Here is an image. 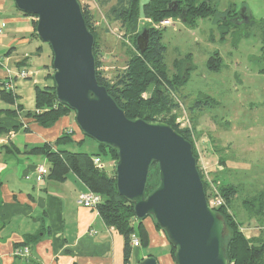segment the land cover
Masks as SVG:
<instances>
[{
	"label": "rangeland",
	"instance_id": "1",
	"mask_svg": "<svg viewBox=\"0 0 264 264\" xmlns=\"http://www.w3.org/2000/svg\"><path fill=\"white\" fill-rule=\"evenodd\" d=\"M79 1L92 12L99 56L109 78L125 67L129 50H137L132 39L134 34L159 26L166 46L169 75L176 72V61L182 64L178 70L181 77L190 68L188 80L177 93L182 107L176 123L179 128L190 130L198 154V168L209 185L208 194L216 190L219 193L224 181L235 186L238 191L228 208L243 224L245 233L259 234L260 219L248 214L244 201L264 193V0H210V6L216 11L214 15L196 18L193 25L185 21L183 15L187 13L179 0H169V6L178 8L180 4V14L159 22L141 14L137 30L132 33L108 18L107 12L114 0L107 6H101L97 0ZM147 1L142 0V4ZM227 14L232 19L230 23L216 22L226 19ZM33 18L36 23L37 17ZM164 21L170 23L164 24ZM37 42L42 50L36 65L43 77L44 64L53 71V51L40 38ZM213 56L220 58L214 61L218 64L214 69L208 67ZM72 113L76 121V114ZM79 141L73 142L70 150L92 153L98 147L97 141L86 135ZM104 157L110 167L111 158ZM147 221L165 233L157 228L152 216ZM140 246L141 251L147 252L141 241ZM172 258L176 264L173 255Z\"/></svg>",
	"mask_w": 264,
	"mask_h": 264
},
{
	"label": "water",
	"instance_id": "2",
	"mask_svg": "<svg viewBox=\"0 0 264 264\" xmlns=\"http://www.w3.org/2000/svg\"><path fill=\"white\" fill-rule=\"evenodd\" d=\"M17 8L37 17L39 38L53 51V79L59 102L76 114L84 135L115 148L117 189L134 205L138 219L152 216L176 247V264H230L223 240L226 230L211 208L193 144L164 121L130 119L97 79L95 36L79 0H15ZM177 5L174 7L176 10ZM150 32L137 37L140 52ZM159 165V184L146 195L150 169ZM139 264H160L149 255Z\"/></svg>",
	"mask_w": 264,
	"mask_h": 264
},
{
	"label": "crops",
	"instance_id": "3",
	"mask_svg": "<svg viewBox=\"0 0 264 264\" xmlns=\"http://www.w3.org/2000/svg\"><path fill=\"white\" fill-rule=\"evenodd\" d=\"M0 29V128L6 130L0 135V264H139L149 255L160 264H175L167 236L146 218L147 252L133 246L126 261L124 237L104 222L98 210L78 202L80 193L89 190L85 182L73 171L63 180L53 179L47 157L29 152L45 143L55 146L64 133L71 134L73 142L83 140L84 134L73 113L50 127L26 115L36 109V87L53 85L52 67L44 64L41 77L36 65L42 46L33 16L21 12L15 0H0ZM19 69L28 70L30 76L17 79ZM4 90L15 95L14 102L3 98ZM73 142L61 147L70 150ZM114 161L110 160V172ZM39 165L48 169L41 182L37 180ZM249 233L247 237L258 235ZM25 246L30 249L28 255L16 253Z\"/></svg>",
	"mask_w": 264,
	"mask_h": 264
},
{
	"label": "trees",
	"instance_id": "4",
	"mask_svg": "<svg viewBox=\"0 0 264 264\" xmlns=\"http://www.w3.org/2000/svg\"><path fill=\"white\" fill-rule=\"evenodd\" d=\"M97 1L101 6H107L112 2V0ZM168 2L169 0H148L142 4V0H114L108 9L107 16L112 22L120 23L122 29L132 33L137 30L141 14L152 18L156 22L168 17H176L177 14H180V4L174 10L175 6H169ZM210 2V0H179L178 3L184 6V12L187 13L183 15L185 16V21L193 25L196 22V18L214 15L216 11L210 6ZM81 7L87 26L95 36L94 55L99 83L107 87L108 92L125 111L128 118L167 122L193 144L190 130L188 128H179L176 123L179 115L178 110L182 107L177 93L180 91L181 85L188 80L187 74L190 68L188 66L185 76L181 77L178 70H181L180 66L182 64H178V61H176L174 66L176 72L172 76L169 75L165 57L166 46L162 41V30L150 28L149 47L143 53L139 51L137 46L139 33L134 34L132 39L137 50L130 49V56L125 67L109 78L103 70V64L99 56L98 32L96 26H94L92 12L88 5H81ZM228 17L229 15L227 14L226 19H218L216 22L218 24L221 22L228 24L232 21ZM36 25L37 22L35 23V34L39 37ZM215 60H220V58L213 56L209 59V68H217L218 64L214 63ZM53 73L54 68L49 74L53 80V85L37 86L36 109L33 112H26L27 116L35 118L43 127L52 126L62 116L68 115L73 111L67 105L58 101ZM2 96L7 102H14L15 100V95L11 91L4 90ZM12 113H17V110L12 111ZM5 131V129L0 128V135ZM69 142H73L72 135L64 133L56 140L55 146L45 143L31 148L29 152L43 154L47 157L51 170L50 177L53 179L63 180L68 172L73 171L85 182L89 190L102 196L98 211L104 222L108 226L114 227L124 237V256L125 260L128 261L133 250L132 238L138 236L137 238L140 239L142 245L147 247L149 244L148 232L143 225V219L136 217L133 203L118 192L115 168L113 167V172L107 169L102 170L93 161L94 156H101L105 160V155H109L110 160L117 161L118 151L113 147L98 142V151L92 153L72 151L61 147ZM193 149L197 158L198 154L195 146ZM220 161L225 163L226 160L220 158ZM199 171L208 195V182L204 179L201 170ZM159 181V165L154 163L150 169L146 195L158 186ZM1 187L2 179L0 177V193ZM237 191L238 189L235 186L225 181L219 186V193L227 203L216 208L219 216L226 224V234L223 240L226 255L230 260V264H264V193L261 192L257 196L255 195L244 201L248 214L260 219V221L258 220L259 234L247 237L242 230L243 224L228 208L230 207V200L236 195ZM155 224L157 228L162 229L156 222ZM170 245L171 253L175 258L176 247L171 243Z\"/></svg>",
	"mask_w": 264,
	"mask_h": 264
},
{
	"label": "built area",
	"instance_id": "5",
	"mask_svg": "<svg viewBox=\"0 0 264 264\" xmlns=\"http://www.w3.org/2000/svg\"><path fill=\"white\" fill-rule=\"evenodd\" d=\"M163 23L169 24L170 21H164ZM156 27L159 28V26H156ZM29 76H30V72L26 69H19L15 72V77L17 79H25ZM12 80L13 78H11L10 80L11 85H12ZM10 84H7V86H10ZM93 161L96 164V166L102 170L108 169L109 167V164L101 156H94ZM115 163L116 162L113 163L114 168H115ZM47 172H48V169L44 165L38 166V177H37L38 182H41L46 177ZM207 198H208L209 205L211 206V208L215 210L216 208L223 206L225 204L224 198L217 192V190L214 194H211V193L208 194ZM101 201H102V196L99 193H96L92 190L82 192L80 193L78 197V202L81 205L87 208H91L93 210H98V205L101 203ZM132 243H133V246L135 247L140 246L139 238L134 236L132 238ZM16 253L23 255V256L28 255L30 253V249L29 247L25 246L17 250Z\"/></svg>",
	"mask_w": 264,
	"mask_h": 264
}]
</instances>
